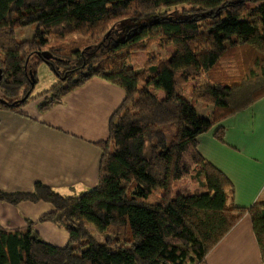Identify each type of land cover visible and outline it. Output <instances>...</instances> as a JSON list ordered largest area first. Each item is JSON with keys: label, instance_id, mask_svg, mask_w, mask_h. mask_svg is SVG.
I'll return each mask as SVG.
<instances>
[{"label": "trees", "instance_id": "trees-1", "mask_svg": "<svg viewBox=\"0 0 264 264\" xmlns=\"http://www.w3.org/2000/svg\"><path fill=\"white\" fill-rule=\"evenodd\" d=\"M173 8L181 14L170 16ZM121 21L128 28L116 39L110 27ZM24 27L31 39L17 36ZM242 49L244 75L224 67ZM138 53L146 54L141 66ZM39 64L58 82L32 96ZM94 77L124 91L97 144V185L77 196L41 183L0 190L1 203L50 204L40 221L63 229L68 243L43 242L30 221L0 227V264H206L245 215L264 264V201L235 205L228 178L197 150L212 129L223 142L222 121L264 97V0H0V109L21 114L42 99L37 110L47 112ZM199 79L208 82L203 90L190 85ZM197 102L212 106L209 118ZM187 181L192 190L172 193Z\"/></svg>", "mask_w": 264, "mask_h": 264}, {"label": "crops", "instance_id": "crops-1", "mask_svg": "<svg viewBox=\"0 0 264 264\" xmlns=\"http://www.w3.org/2000/svg\"><path fill=\"white\" fill-rule=\"evenodd\" d=\"M141 55L146 56L136 54L133 63ZM156 96L161 99L165 92ZM123 99V89L94 77L47 112L37 110L42 99L28 104L21 114L0 109V190L29 192L41 183L62 196H77L94 188L101 155L97 144L106 141L111 116ZM197 106L205 117L212 113L211 105L197 102L195 110ZM221 124L223 142L215 139L212 129L198 138L197 150L228 178L234 204L249 208L264 201V97ZM52 210L44 202L16 206L0 202V227L22 229L30 221L40 240L64 247L68 234L40 221ZM205 263L263 264L249 215L206 255Z\"/></svg>", "mask_w": 264, "mask_h": 264}, {"label": "rangeland", "instance_id": "rangeland-1", "mask_svg": "<svg viewBox=\"0 0 264 264\" xmlns=\"http://www.w3.org/2000/svg\"><path fill=\"white\" fill-rule=\"evenodd\" d=\"M182 12V8H173L170 9L167 13L170 16H174L177 14H181ZM111 29H113L114 32V37L116 39L119 38H123L125 36V31L127 30L128 26L127 23L125 21H121L118 22L116 24H114V26L110 27ZM34 30L31 29L30 27H24L22 29V32L18 33L17 36L21 39H31V37L33 36ZM248 49V48H247ZM168 51V50H167ZM167 51L164 54H167ZM236 62L237 63H232L231 61L226 63L224 65V67L226 66V69L230 70L231 66H233L240 74H245L246 72V68L248 66V56H247V51L246 49H242L241 51H239V53L236 56ZM146 60V56H140L139 60L136 61L134 60L135 63H142L143 61ZM99 59L96 60V62H98ZM237 67V68H236ZM223 68V67H222ZM36 70V77H37V84L34 85L33 91H32V96H38L44 92H46L47 90H49L52 86H54V84H56L58 82V78L56 77V75L54 74V72H52L46 65L44 64H39L38 66H36L35 68ZM211 77V76H210ZM215 78H218V74L216 73V75L214 76ZM256 79V78H254ZM208 82L206 79H199V80H195L191 82V86L195 87L196 89H200L203 90L206 88ZM203 88V89H202ZM196 111L198 113L199 116L201 117H205V113L204 110H202L200 108V106L196 107ZM211 112L209 113L210 117ZM189 183V184H188ZM194 187L192 186V184H190V182H186V184H178L176 185L173 190L172 193L176 194V193H180L183 192L185 190H192ZM162 190L161 189H155L154 193L155 194H159ZM88 230L93 232V237L98 240V241H103L105 239L104 234L99 233L97 230H95L92 226L88 227Z\"/></svg>", "mask_w": 264, "mask_h": 264}]
</instances>
